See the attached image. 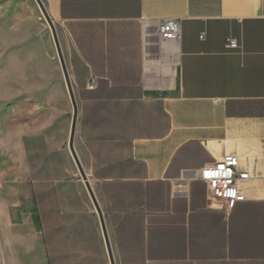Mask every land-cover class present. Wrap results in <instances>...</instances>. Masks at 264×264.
I'll use <instances>...</instances> for the list:
<instances>
[{"label": "crops", "instance_id": "0c3cea01", "mask_svg": "<svg viewBox=\"0 0 264 264\" xmlns=\"http://www.w3.org/2000/svg\"><path fill=\"white\" fill-rule=\"evenodd\" d=\"M41 2L61 34L74 148L115 264H264V0ZM161 19L180 22L177 43L160 42ZM14 105L30 114L19 123L0 109V142L13 137L5 148L13 161L25 138L53 148L59 127L69 139L73 108L35 0H0V106ZM227 154L249 178L220 195L197 171ZM10 166L24 172L0 162V234L18 250L36 213L24 174L9 178ZM89 222L101 238L97 262L80 242L74 264L104 262L97 215Z\"/></svg>", "mask_w": 264, "mask_h": 264}, {"label": "rangeland", "instance_id": "374dc122", "mask_svg": "<svg viewBox=\"0 0 264 264\" xmlns=\"http://www.w3.org/2000/svg\"><path fill=\"white\" fill-rule=\"evenodd\" d=\"M56 31L61 37L57 26ZM0 109L19 123H25L30 114L24 106L14 105L11 110L7 106H0ZM10 133L13 135L15 132ZM11 138L5 137L0 142L5 151L0 156V162L9 161L18 167L24 165L23 190L30 198L28 202L34 204L36 214L33 219L34 231L24 233V249H11L0 234V264H74L71 261V249L75 257V246L80 242H87L91 247L90 252L94 253V262H97L93 247L97 245L96 240L100 242L101 238H94L89 222L96 213L79 171L68 153V137L64 139L58 127L53 148H49L44 139L25 138V153L18 155L17 161H13L11 153L5 149L10 146ZM7 172L11 179L16 178L17 173L20 177L23 175L12 166ZM38 242L42 244L40 250L35 246ZM98 264H109L107 253L104 262L99 261Z\"/></svg>", "mask_w": 264, "mask_h": 264}, {"label": "built area", "instance_id": "2783aa9c", "mask_svg": "<svg viewBox=\"0 0 264 264\" xmlns=\"http://www.w3.org/2000/svg\"><path fill=\"white\" fill-rule=\"evenodd\" d=\"M157 31L161 43H177L180 40V22L177 19L159 20ZM226 46L238 49V43L233 38L226 40ZM89 88H94V84H90ZM197 177L206 184L208 190L225 195L237 182L247 180L249 173L239 169V159L235 154H227L221 160L199 169Z\"/></svg>", "mask_w": 264, "mask_h": 264}, {"label": "water", "instance_id": "95a60500", "mask_svg": "<svg viewBox=\"0 0 264 264\" xmlns=\"http://www.w3.org/2000/svg\"><path fill=\"white\" fill-rule=\"evenodd\" d=\"M36 3L38 4L40 10H41V13L44 17V19L46 20L50 30H51V33H52V37H53V41H54V44H55V47H56V51H57V55H58V58H59V62H60V65H61V69H62V74H63V77H64V80H65V84H66V87H67V91H68V94H69V97H70V100H71V104H72V108H73V115H72V121H71V127H70V133H69V139H68V149L71 153V156H72V159L79 171V174L82 178V180L84 181V185L86 187V190L88 192V195L91 199V202L93 204V207H94V210H95V213L98 217V220H99V223H100V227H101V231H102V235H103V238H104V242H105V247H106V251H107V256H108V260H109V264H115V260H114V256H113V252H112V248H111V245H110V241H109V237H108V233H107V229H106V225H105V222H104V217H103V214H102V211L100 209V206L97 202V199H96V196L94 194V191L88 181V177L83 169V166L78 158V155L75 151V148H74V137H75V130H76V122H77V105H76V101H75V97H74V92H73V89H72V85H71V82H70V78H69V74H68V71H67V68H66V64H65V61H64V57H63V53H62V50H61V46H60V43H59V39H58V35H57V32H56V28L52 22V20L50 19L46 9L44 8L41 0H35Z\"/></svg>", "mask_w": 264, "mask_h": 264}, {"label": "bare ground", "instance_id": "6f19581e", "mask_svg": "<svg viewBox=\"0 0 264 264\" xmlns=\"http://www.w3.org/2000/svg\"><path fill=\"white\" fill-rule=\"evenodd\" d=\"M70 152V151H69ZM71 154V153H70ZM72 157V156H71ZM83 181V180H82ZM84 182V181H83ZM107 252V251H106Z\"/></svg>", "mask_w": 264, "mask_h": 264}]
</instances>
